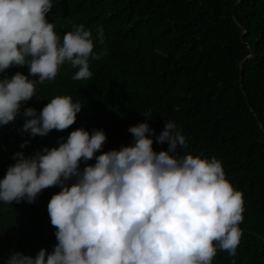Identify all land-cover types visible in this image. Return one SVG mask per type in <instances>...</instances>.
Listing matches in <instances>:
<instances>
[{"label": "trees", "instance_id": "trees-1", "mask_svg": "<svg viewBox=\"0 0 264 264\" xmlns=\"http://www.w3.org/2000/svg\"><path fill=\"white\" fill-rule=\"evenodd\" d=\"M46 13L62 37L83 23L94 38L93 51L106 48L100 60L90 58L92 76L73 79L78 70L65 62L53 80L36 85V96L24 108L39 112L57 95L83 104L67 129L32 137L21 132L18 115L0 125V178L15 163L9 149L27 140L22 151L33 155L57 147L76 128L103 129L106 141L95 155L133 143L130 125L147 121L154 151L168 144L155 137L165 121L177 124L187 147L178 154L222 162L227 180L242 193L243 220L235 256L219 250L212 264H264V0H52ZM103 26L105 41L95 40ZM28 66L13 65L0 73L9 78ZM147 116H145V115ZM165 120V121H164ZM72 181H69V184ZM59 186H49L35 202L0 201V264L10 252L35 256L58 242L47 204Z\"/></svg>", "mask_w": 264, "mask_h": 264}, {"label": "clouds", "instance_id": "clouds-1", "mask_svg": "<svg viewBox=\"0 0 264 264\" xmlns=\"http://www.w3.org/2000/svg\"><path fill=\"white\" fill-rule=\"evenodd\" d=\"M52 7V0H0V73L27 65L29 74L38 76L30 79L18 71L0 78V125L22 114L20 131L32 137L67 129L83 106L70 95H57L39 112L24 108L36 96V85L55 79L65 62L78 69L73 79H88L90 58L107 54L106 48L93 51V33L83 23L61 37L55 21L46 19ZM95 40L104 44L102 25ZM127 130L132 144L100 152L82 169L81 162L106 141L103 129L76 128L57 147L30 156L22 152L27 140L9 149L15 163L0 178V201L33 203L49 186L60 191L47 204L58 241L52 251L41 248L34 257L13 251L5 264H212L218 249L235 256L243 199L222 162L179 155L178 147H187V141L173 121H165L155 137L168 144L158 152L146 135L155 132L147 121Z\"/></svg>", "mask_w": 264, "mask_h": 264}]
</instances>
